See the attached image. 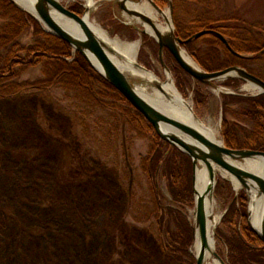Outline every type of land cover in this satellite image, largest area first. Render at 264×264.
Wrapping results in <instances>:
<instances>
[{
	"label": "rangeland",
	"instance_id": "374dc122",
	"mask_svg": "<svg viewBox=\"0 0 264 264\" xmlns=\"http://www.w3.org/2000/svg\"><path fill=\"white\" fill-rule=\"evenodd\" d=\"M60 1L72 11L75 8H82L81 14H78L80 16L89 12L85 0ZM93 1L95 6L90 13L92 24L100 26L113 38L124 41H136L141 38L138 30L126 23L118 7H114L108 0ZM173 6L171 21L176 31L177 23L183 27L201 18H227L231 15L236 16L235 18L240 21L227 23L234 28L230 31L234 36L247 41L258 38L264 45V0H173ZM169 7V0H167L160 8L169 12ZM162 22L164 23L163 20ZM142 37V47L138 56L139 64L165 79L166 70L159 59V45L148 35ZM182 49L203 69L185 46ZM242 55L249 59L247 69L257 73L264 80V54L259 57H256L257 53H242ZM164 60L174 76L176 88L186 100L192 103L196 117L206 126L218 128L222 141H224L222 136L223 96L258 97V91L251 89L248 83L242 82L238 88L225 85L226 81L217 82L216 86H206L183 71L167 52L164 53ZM252 72L251 74L254 75ZM40 77L39 69H31L18 80L31 81ZM198 93H202L205 98L200 104L197 103ZM72 103L71 98L60 93L32 94L0 101L1 121L10 128L8 140L10 147L31 150L33 154L35 153V159L23 165L13 160L0 159V200L12 201L20 222L27 229L35 224L39 219L38 216L20 204L18 201L20 194L12 188L15 180L24 182L25 187L32 188L25 193L30 196L42 193L48 198L50 204L42 211L44 220L57 224L59 233L81 238L80 246L85 245V239L89 234V230L82 226L81 216H85L88 221L92 219L94 221L95 211H97L99 217L95 220V224L98 232L91 234L94 248L91 246L84 250V256L88 259L86 264H182L166 253L159 241V229L156 223L148 220L156 209L152 185L146 173L147 167L143 164V159L148 154L150 140L139 137L132 129L124 128L120 123H115V119L108 118L107 112H104L107 119L97 120L96 126L94 124L97 123L96 121L92 124L85 117L78 115ZM40 107L58 128L75 156V170L68 177L66 184L60 182L61 178L57 173L62 144L38 124L36 111ZM99 113L103 116L100 111H97L96 115ZM14 172V177L9 176ZM157 182L163 196V204L177 207L173 204L165 177L158 175ZM218 182H228L231 188L223 186L224 189H221L218 195L217 187L215 191V215L220 214L221 219L215 228L214 239L218 255L226 264H229L228 241L232 240L234 231L240 230L244 218L236 215L237 217L229 222L224 223L223 220L229 207L234 202L238 207L239 200L243 197L247 208L245 222L249 226L250 203L245 191L237 192L228 180L220 178ZM128 189L132 191L134 199H131ZM194 208L195 205L193 208L186 207L182 212L192 227L191 216ZM8 222L10 228L6 237L16 241L25 239L19 226ZM106 224L109 229L105 233ZM173 229L177 230L175 225ZM194 241L189 253L196 260L192 254ZM103 242L106 243V247H102ZM27 245L26 253L24 252L28 259L26 264H43L42 242L30 240ZM92 250L96 252L95 258L91 253ZM68 256L70 254L67 252H53V258L57 264H72V259ZM6 257V250L0 249V264H23L24 262L21 259L12 262L3 261ZM77 259H73L75 264L80 261Z\"/></svg>",
	"mask_w": 264,
	"mask_h": 264
},
{
	"label": "trees",
	"instance_id": "16d2710c",
	"mask_svg": "<svg viewBox=\"0 0 264 264\" xmlns=\"http://www.w3.org/2000/svg\"><path fill=\"white\" fill-rule=\"evenodd\" d=\"M154 1L160 7L167 2ZM73 11L81 14L82 8H75ZM235 17L231 15L217 19L206 17L194 20L183 27L177 23V35L187 41L201 30H216L228 39L231 47L238 53L256 54L262 51L264 45L261 39L241 40L230 32L234 28L227 23L240 22ZM184 46L207 72L222 71L232 66L247 69L249 59L233 55L216 36L206 35L187 42ZM167 54L174 59L169 52ZM31 69H39L41 77L31 81L18 80ZM255 74L263 80L261 76ZM241 83L240 80L231 79L226 81L225 85L238 88ZM42 93H60L71 98L74 111L92 124L94 121L107 119L104 113L107 112L108 118L115 119V123H120L124 128L132 129L139 137L150 140L148 154L143 159V164L147 167L146 173L152 185L156 209L148 220L156 223L159 241L169 256L182 264H195V258L189 253L194 241V229L182 213L186 207L193 208L195 205L192 159L164 142L145 117L102 78L80 53L74 52L67 42L46 32L35 18L19 9L10 0H0V101ZM204 100L203 94L198 93L197 103L200 104ZM222 106L224 112L222 136L226 147L232 150L264 152V94L258 97L224 95ZM97 111L102 112L103 116L100 113L96 115ZM36 120L44 131L62 144L57 173L61 178L60 182L66 184L68 177L75 170V156L41 107L36 111ZM94 124L97 126L98 122ZM9 137L10 128L4 125L0 118V159L13 160L22 165L35 159V153L33 154L31 150L10 147ZM88 154L90 155V152ZM158 175L167 180L173 204L177 207L163 204V196L157 182ZM9 176L14 177L15 172ZM25 186L24 182L15 180L12 188L20 194L18 196L20 204L34 212L39 219L27 229L20 222L12 201L0 200V249H5L7 253L3 261L21 259L24 261L23 264H26L27 242L40 240L44 253L43 264H57L53 258L54 251L70 254L71 257H68L72 259V264H75L73 262L75 258L80 259L76 264H86L88 259L84 256V250L91 246L94 248L91 234L98 232L95 224L99 217L97 211L94 221L93 219L88 221L85 216H81L82 226L89 230V234L85 239V245L80 246L81 238L59 233L57 224L44 220L42 211L50 204L48 198L42 193L28 195L25 193L26 190L32 188ZM223 186L231 189L228 182H218L217 195L224 189ZM128 191L131 193V199H134L132 191L130 189ZM246 209V202L242 197L238 207L236 202L229 207L223 220L226 223L237 216L244 218L242 229L234 231L232 240L228 241L229 264H264V244L245 222ZM8 221L19 226L25 239L16 241L6 237L10 228ZM173 225L176 226V231ZM104 228L106 233L109 229L108 224ZM104 246L106 247V243L103 242L102 247ZM91 253L95 258V250Z\"/></svg>",
	"mask_w": 264,
	"mask_h": 264
},
{
	"label": "water",
	"instance_id": "95a60500",
	"mask_svg": "<svg viewBox=\"0 0 264 264\" xmlns=\"http://www.w3.org/2000/svg\"><path fill=\"white\" fill-rule=\"evenodd\" d=\"M10 1L19 9L35 18L46 32L64 40L73 48L74 52L80 53L102 78L117 89L128 102L145 117L154 128L156 134L164 142L168 143L171 148H177L181 152L187 154L192 159L195 227L198 230L203 248L201 253L196 257V264H205V252L209 249V220L212 219L209 214L208 198H215V191L219 179H225L221 176V171L233 176L241 184L242 190L247 193L249 203L252 200V205L250 204L248 209V224L264 244V175L252 173L240 166V163L246 160L253 159L264 162V152L229 149L226 147L224 141L215 142L211 140L195 126L178 117L166 114L146 101L137 93L134 82L122 72L111 57L115 54V50L107 45L86 21L85 17L87 13H85L84 16H80L66 8L60 0H35L33 8L36 15H31L18 6L13 0ZM140 1L142 0H108L114 7H118L122 13H126L153 27L156 33L155 40L159 45V59L166 71L170 72L164 60L165 50H168L182 70L201 84L212 87L216 86L217 82L236 79L254 87L258 91V95L264 94V80L251 74L241 66H232L217 72H207L200 66L197 65V67H195L185 61L181 54V49L185 43L206 35L216 36L236 57L246 58L242 54L237 53L231 47L226 37L220 32L216 30H203L194 34L189 40L184 41L177 35L173 21H171V24L168 23L165 16L166 12L161 9L154 0H148L163 16L165 22L171 26L166 33H163L158 29L151 18L129 6L131 3H138ZM169 6V13L172 16L174 9L173 0H169ZM57 13L76 22L81 28L82 34L78 36L65 29L57 21L55 17ZM263 54L264 50L258 52L256 57ZM91 57L95 59L98 67L93 63ZM200 165H204L207 168L210 179L209 187L203 195H199L196 189V170ZM257 199H262L263 201L260 230H256L252 224L253 206L254 201ZM195 227H193L194 240L196 238ZM215 256L222 264H226L217 252Z\"/></svg>",
	"mask_w": 264,
	"mask_h": 264
},
{
	"label": "bare ground",
	"instance_id": "6f19581e",
	"mask_svg": "<svg viewBox=\"0 0 264 264\" xmlns=\"http://www.w3.org/2000/svg\"><path fill=\"white\" fill-rule=\"evenodd\" d=\"M18 6L26 10L31 15H36L34 11V1L35 0H13ZM73 1V0H69ZM89 8L85 19L91 26V28L101 37L103 41L107 43L113 50L115 54L111 57L117 64V66L122 70V72L130 78L135 85V89L139 95H141L146 101L158 108L159 110L165 112L166 114L178 117L183 121L195 126L201 130L208 138L215 142H221L219 137L218 128L206 126L202 123L196 115L192 112V103L184 98V96L178 91L175 86L174 76L171 72L165 71V79H162L154 71L149 70L139 64L138 56L142 47V36L148 35L152 38H156L155 30L151 25L145 22H141L134 17L123 13L124 19L127 24L132 25L141 34V38L132 40H121L120 38H113L107 31L102 29L100 26H96L90 22V13L94 9L95 2L93 0H85ZM129 6L135 8L151 18L156 24L158 29L166 33L170 29L171 15L166 12L165 16L169 24H167L163 16L150 4L148 0H142L138 3H131ZM57 21L68 31L75 35H81L82 31L79 25L73 20L67 18L62 14H55ZM164 21V23L162 22ZM181 54L185 61L189 64L197 67L195 61L191 56L183 49H181ZM93 63L98 67L95 59L91 57ZM251 89L255 91V88L250 86ZM218 93V91H216ZM240 166L252 173L258 175H264V162L261 160H246L240 163ZM221 176L231 182L234 189L237 192L242 190L241 184L230 174L221 171ZM210 184L209 173L204 165H200L196 170V189L199 195L205 194ZM252 205V200L250 201ZM216 202L215 198H208V208L209 214L212 219L209 220V249L205 252V264H222L218 258L215 256L217 252L216 242L214 239V230L219 224L221 219L220 214H216ZM263 211V201L262 199H257L254 201L252 224L256 230H260V221ZM193 227H195V215L192 213L191 216ZM195 243L192 248V254L197 257L203 250L202 244L200 242L199 233L195 227Z\"/></svg>",
	"mask_w": 264,
	"mask_h": 264
},
{
	"label": "flooded vegetation",
	"instance_id": "af4514ba",
	"mask_svg": "<svg viewBox=\"0 0 264 264\" xmlns=\"http://www.w3.org/2000/svg\"><path fill=\"white\" fill-rule=\"evenodd\" d=\"M165 52H169L168 50H165ZM170 54V53H169Z\"/></svg>",
	"mask_w": 264,
	"mask_h": 264
}]
</instances>
